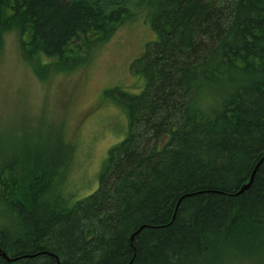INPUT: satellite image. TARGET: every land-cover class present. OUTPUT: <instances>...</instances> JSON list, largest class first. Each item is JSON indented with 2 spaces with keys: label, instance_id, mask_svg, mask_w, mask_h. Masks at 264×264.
<instances>
[{
  "label": "trees",
  "instance_id": "1",
  "mask_svg": "<svg viewBox=\"0 0 264 264\" xmlns=\"http://www.w3.org/2000/svg\"><path fill=\"white\" fill-rule=\"evenodd\" d=\"M133 6L155 38L141 90L109 93L127 133L96 190L66 193L61 132L0 144V264H209L264 236V0H0V54L15 30L40 78L72 70Z\"/></svg>",
  "mask_w": 264,
  "mask_h": 264
},
{
  "label": "rangeland",
  "instance_id": "2",
  "mask_svg": "<svg viewBox=\"0 0 264 264\" xmlns=\"http://www.w3.org/2000/svg\"><path fill=\"white\" fill-rule=\"evenodd\" d=\"M147 11L133 6V16L121 22L103 45L88 56V51L79 54L77 61L86 63L46 78L36 75L23 60L17 32L4 35L0 144H25L29 135L61 132L74 147L65 185L72 201L96 190L109 149L127 133V115L109 93L139 91L144 84L140 75L132 73L131 64L155 38ZM209 264H264V236L216 253Z\"/></svg>",
  "mask_w": 264,
  "mask_h": 264
},
{
  "label": "water",
  "instance_id": "3",
  "mask_svg": "<svg viewBox=\"0 0 264 264\" xmlns=\"http://www.w3.org/2000/svg\"><path fill=\"white\" fill-rule=\"evenodd\" d=\"M253 174H254V171L251 173L248 181L241 186V188L238 191L239 193L244 191L251 184V181H252V178H253ZM0 256H3L5 259H7V254L2 250L1 247H0Z\"/></svg>",
  "mask_w": 264,
  "mask_h": 264
}]
</instances>
